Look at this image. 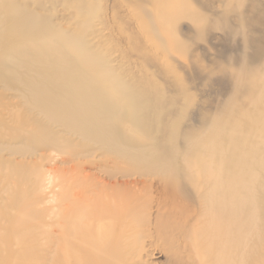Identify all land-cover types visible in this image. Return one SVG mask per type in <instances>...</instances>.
Returning a JSON list of instances; mask_svg holds the SVG:
<instances>
[{"label":"bare ground","instance_id":"1","mask_svg":"<svg viewBox=\"0 0 264 264\" xmlns=\"http://www.w3.org/2000/svg\"><path fill=\"white\" fill-rule=\"evenodd\" d=\"M162 1L164 7L175 3V11L182 14V3ZM2 3L22 45L24 59L19 64L33 74L20 83L31 99L22 108L27 109L24 124L15 131L26 142L19 147L0 144L2 177L27 182L30 188L11 198L23 199L50 182L49 178L42 180L30 164L41 159L43 149L93 146L127 166L98 172L75 168L55 187L52 263L150 264L146 258L151 248L163 245L170 249L184 233L192 245L193 263L251 264L264 244V130L259 135L244 130L248 118L242 117L233 125L228 119H216L197 137H179L176 130L170 139L158 136L145 123L139 105L134 101L127 105L130 97L121 100L126 89L119 84L106 86L110 75L100 62H94L99 73H90L93 64L86 62L88 49L79 37L57 32L47 17L32 9L10 0ZM168 26L163 28L169 31ZM257 102L261 112L264 91ZM166 131L159 133L166 135ZM5 151L7 159L2 156ZM52 178L58 182V177ZM180 199L192 204L198 201L201 210L192 212Z\"/></svg>","mask_w":264,"mask_h":264},{"label":"rangeland","instance_id":"2","mask_svg":"<svg viewBox=\"0 0 264 264\" xmlns=\"http://www.w3.org/2000/svg\"><path fill=\"white\" fill-rule=\"evenodd\" d=\"M3 1L0 0V144L19 147L25 140L16 137L15 131L24 124L27 109L22 108L30 105L31 99L29 92H22L20 83L33 74L19 64L24 59L22 45L12 31L13 21L4 15ZM10 1L47 17L57 32L67 31L79 37L88 49L86 62L93 64L90 73H99L94 62H100L110 75L106 86L119 84L126 89L121 100L130 97L127 105L132 101L139 105L145 123L154 127L156 135L170 139L176 130L179 137H197L216 119H228L233 125L236 118L242 117L248 118L244 130L257 135L264 130V107L260 112L256 106L264 91V0H177L183 4L182 14L175 11V3L164 7L162 0ZM165 16L167 20H159ZM166 23L169 31L163 28ZM21 43L26 44L23 40ZM160 129H166V135L160 134ZM7 153L2 154L5 159ZM39 154L41 159L30 164L43 176L42 180L49 178L50 182L39 185L37 191L28 192L23 199L17 201L11 195L29 191V184L10 182L9 176L3 178L0 173V264H53L55 187L66 181L71 170L98 172L127 167L117 156L93 146L86 150L79 146L43 149ZM45 171L50 172L46 175ZM57 172L59 175L52 178ZM51 178L56 180L52 182ZM44 188L48 189L45 194ZM180 203L189 204L192 212L201 210L198 201ZM174 243L177 245L170 249L162 244L154 246L146 261L198 264L193 263L195 257L186 234L182 233ZM250 263H264V244Z\"/></svg>","mask_w":264,"mask_h":264}]
</instances>
